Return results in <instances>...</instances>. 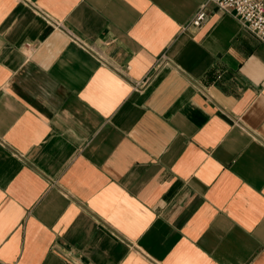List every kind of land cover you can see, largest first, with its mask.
Instances as JSON below:
<instances>
[{
    "label": "crops",
    "instance_id": "obj_1",
    "mask_svg": "<svg viewBox=\"0 0 264 264\" xmlns=\"http://www.w3.org/2000/svg\"><path fill=\"white\" fill-rule=\"evenodd\" d=\"M203 2L0 0V264H264V42Z\"/></svg>",
    "mask_w": 264,
    "mask_h": 264
},
{
    "label": "built area",
    "instance_id": "obj_2",
    "mask_svg": "<svg viewBox=\"0 0 264 264\" xmlns=\"http://www.w3.org/2000/svg\"><path fill=\"white\" fill-rule=\"evenodd\" d=\"M209 2L220 10L232 14L245 28L264 42V0H204L191 18L190 25L198 27L203 23L206 17L205 6Z\"/></svg>",
    "mask_w": 264,
    "mask_h": 264
}]
</instances>
